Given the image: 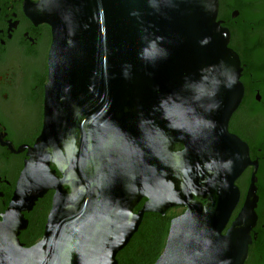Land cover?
<instances>
[{
    "label": "water",
    "instance_id": "water-1",
    "mask_svg": "<svg viewBox=\"0 0 264 264\" xmlns=\"http://www.w3.org/2000/svg\"><path fill=\"white\" fill-rule=\"evenodd\" d=\"M218 11V0H41L52 30L44 126L3 224L0 264H118L144 216L173 208L185 212L155 264H245L259 163L229 131L245 87ZM49 191L43 236L25 248L24 213Z\"/></svg>",
    "mask_w": 264,
    "mask_h": 264
},
{
    "label": "flooded vegetation",
    "instance_id": "flooded-vegetation-1",
    "mask_svg": "<svg viewBox=\"0 0 264 264\" xmlns=\"http://www.w3.org/2000/svg\"><path fill=\"white\" fill-rule=\"evenodd\" d=\"M40 2L41 0H0V234L3 232V224L18 181L31 159L29 151L34 147L44 126V87L48 79L52 30L43 22ZM218 2L217 21L230 32L229 48L239 56L243 67L241 80H245L249 75L245 70L248 63H264V0ZM252 78L253 76L252 85L256 87L257 80ZM255 91L254 99H243L229 124L230 133L238 136L248 146L249 143L244 138L251 136L247 137V132L250 133L252 128H264V112L260 110V106L255 107L256 104L264 106V98L259 90ZM182 148L175 147L177 151ZM51 168L55 169V166L52 165ZM252 170V167H248L236 182L241 200L229 224L243 206L246 197V194L243 195V187L247 178H251ZM54 195V191H49L43 199L36 202L32 211L24 213L27 228L20 232L18 238L25 248H30L41 240ZM144 203L145 200L138 205L135 213ZM184 212V208H173L162 217L174 215L175 218ZM253 242L245 264H262L264 255L254 256L256 243Z\"/></svg>",
    "mask_w": 264,
    "mask_h": 264
},
{
    "label": "trees",
    "instance_id": "trees-1",
    "mask_svg": "<svg viewBox=\"0 0 264 264\" xmlns=\"http://www.w3.org/2000/svg\"><path fill=\"white\" fill-rule=\"evenodd\" d=\"M245 70L249 75L245 80H241L245 87L244 98L249 101L254 99L256 89L260 91L264 98V63L258 65L248 63ZM252 76V79L257 80L255 82L258 83L256 87L252 85ZM256 106L257 108L260 106V110L264 112V106L257 104ZM246 135L247 137L251 136V138L243 137L249 143L251 158L252 160H258L259 163L257 173V195L259 197L257 208L258 226L252 232L253 243H256L254 256L257 254L259 256L261 254L264 255V128L260 130L252 128L250 133L247 132ZM249 178H247V182L244 184L243 195L246 194ZM173 218L174 215L165 218L156 214H146L138 233L133 237L130 244L118 254V264H155L164 250L170 223Z\"/></svg>",
    "mask_w": 264,
    "mask_h": 264
}]
</instances>
